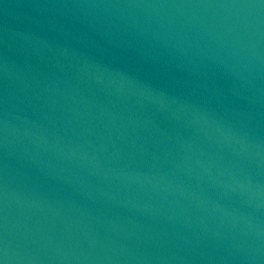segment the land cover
<instances>
[{"label": "water", "instance_id": "1", "mask_svg": "<svg viewBox=\"0 0 264 264\" xmlns=\"http://www.w3.org/2000/svg\"><path fill=\"white\" fill-rule=\"evenodd\" d=\"M0 264H264V0H0Z\"/></svg>", "mask_w": 264, "mask_h": 264}]
</instances>
